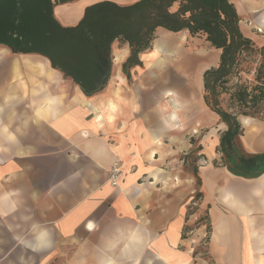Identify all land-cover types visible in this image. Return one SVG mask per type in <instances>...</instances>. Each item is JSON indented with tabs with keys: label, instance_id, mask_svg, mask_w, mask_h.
Instances as JSON below:
<instances>
[{
	"label": "crops",
	"instance_id": "0c3cea01",
	"mask_svg": "<svg viewBox=\"0 0 264 264\" xmlns=\"http://www.w3.org/2000/svg\"><path fill=\"white\" fill-rule=\"evenodd\" d=\"M100 1L52 0V17L74 26ZM229 1L264 46V0ZM37 15L18 34L0 0V264H264V173L215 162L226 125L204 101L203 73L219 50L158 27L125 68L129 46L114 40L109 77L87 95L42 54ZM240 117L243 149L264 152V122ZM192 215L208 226L194 256Z\"/></svg>",
	"mask_w": 264,
	"mask_h": 264
},
{
	"label": "trees",
	"instance_id": "16d2710c",
	"mask_svg": "<svg viewBox=\"0 0 264 264\" xmlns=\"http://www.w3.org/2000/svg\"><path fill=\"white\" fill-rule=\"evenodd\" d=\"M3 1L6 22L18 34L27 27L30 13L38 14L42 54L87 95L101 89L109 77L114 40L129 46L124 64L129 68L140 64L138 55L151 47L158 27L203 35L208 47L219 50L217 64L203 73V98L226 125L217 146L220 163L244 178L264 173V152L243 149L238 121L239 116H246L264 122V46H255L242 34L236 8L229 0H137L128 5L105 0L87 6L80 21L70 27L54 20L52 0ZM253 53L259 55V65L251 80L238 78L235 86H230L242 71L241 64Z\"/></svg>",
	"mask_w": 264,
	"mask_h": 264
},
{
	"label": "rangeland",
	"instance_id": "374dc122",
	"mask_svg": "<svg viewBox=\"0 0 264 264\" xmlns=\"http://www.w3.org/2000/svg\"><path fill=\"white\" fill-rule=\"evenodd\" d=\"M192 39H197L198 41H196L195 46L196 48H206V43L204 41H199L202 40L203 37L201 35H195L193 36L191 39L188 37V41L186 45H190L191 43H194L193 41H190ZM259 65V55L256 53L251 54L245 62H243L240 66L241 68V72L238 73V75L234 76L232 78L231 83L229 84L230 86L234 87L235 84L238 82V78L242 79H248L251 80V78L254 75V70L255 68ZM262 104V103H260ZM254 118V117H252ZM257 120H259L258 118H255ZM261 121V120H260ZM202 133H204V131H202ZM219 154V158L218 160H216L215 162L220 163L221 161V154ZM188 155L194 156V154L189 153ZM220 159V160H219ZM204 159L201 158L200 161H203ZM191 208L189 210L194 211L195 207L190 206ZM202 215V214H201ZM203 216H201L202 218ZM203 221H201L200 219L196 220V217H194L193 215L190 216L189 220H188V224L193 228V230L187 234V240H186V247L188 251H191V254L194 256V252L196 251V249H199V251L204 252L205 248H206V242L208 239V232L206 231L208 229V226H203L200 227V224ZM206 224V221L205 223Z\"/></svg>",
	"mask_w": 264,
	"mask_h": 264
},
{
	"label": "built area",
	"instance_id": "2783aa9c",
	"mask_svg": "<svg viewBox=\"0 0 264 264\" xmlns=\"http://www.w3.org/2000/svg\"><path fill=\"white\" fill-rule=\"evenodd\" d=\"M121 176L119 165L114 163L110 169L109 180L113 185H117L118 179Z\"/></svg>",
	"mask_w": 264,
	"mask_h": 264
},
{
	"label": "bare ground",
	"instance_id": "6f19581e",
	"mask_svg": "<svg viewBox=\"0 0 264 264\" xmlns=\"http://www.w3.org/2000/svg\"><path fill=\"white\" fill-rule=\"evenodd\" d=\"M241 121L245 124V125H249L251 123V118L250 117H246V116H241Z\"/></svg>",
	"mask_w": 264,
	"mask_h": 264
}]
</instances>
